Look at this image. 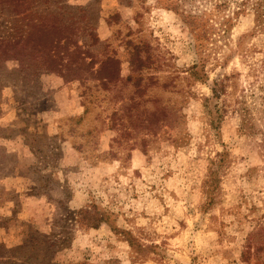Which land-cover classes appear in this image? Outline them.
Masks as SVG:
<instances>
[{"label": "rangeland", "instance_id": "rangeland-1", "mask_svg": "<svg viewBox=\"0 0 264 264\" xmlns=\"http://www.w3.org/2000/svg\"><path fill=\"white\" fill-rule=\"evenodd\" d=\"M32 34L86 63L0 49V264H264V0H0Z\"/></svg>", "mask_w": 264, "mask_h": 264}, {"label": "trees", "instance_id": "trees-1", "mask_svg": "<svg viewBox=\"0 0 264 264\" xmlns=\"http://www.w3.org/2000/svg\"><path fill=\"white\" fill-rule=\"evenodd\" d=\"M51 27L52 25L42 24L38 25L36 29H41L43 31V29ZM68 29H71V27H66V30ZM32 35L33 37L28 36L24 38V40L23 38H20L16 42L12 43L8 48L2 49L0 47L2 53L7 56H18L21 51H24L26 49V47L27 49H29L27 43L31 42V47L34 49V52H32L31 55L35 56L42 68L51 71L63 72L64 74L68 71L82 70L81 64L82 62H85L86 53L82 51V46L79 45L78 42H72L71 38H65L62 45H60L62 40L55 41L53 42L52 48L48 49L44 45L43 41L39 40L38 37H34V34ZM22 41H24L25 44L23 43V46H20ZM60 48H63V51H61ZM65 53L69 56V59L66 62L64 61L65 56H60ZM214 92L216 96L221 95L218 89H214ZM251 251L252 243H248L245 255H247V257H250L252 254Z\"/></svg>", "mask_w": 264, "mask_h": 264}]
</instances>
